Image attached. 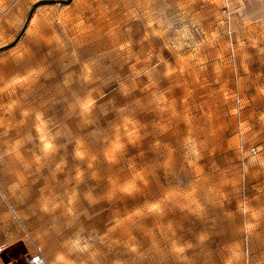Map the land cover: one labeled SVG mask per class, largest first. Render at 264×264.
<instances>
[{
  "label": "rangeland",
  "instance_id": "1",
  "mask_svg": "<svg viewBox=\"0 0 264 264\" xmlns=\"http://www.w3.org/2000/svg\"><path fill=\"white\" fill-rule=\"evenodd\" d=\"M5 216L0 264H264V0H0Z\"/></svg>",
  "mask_w": 264,
  "mask_h": 264
},
{
  "label": "crops",
  "instance_id": "2",
  "mask_svg": "<svg viewBox=\"0 0 264 264\" xmlns=\"http://www.w3.org/2000/svg\"><path fill=\"white\" fill-rule=\"evenodd\" d=\"M22 236L23 233L21 229L16 225L15 222L9 221L8 216H5L4 219L3 217L0 218V238L7 246L14 245L18 242V240H21ZM28 249L29 252H33L30 245L28 246ZM1 261H3L2 258H0V262Z\"/></svg>",
  "mask_w": 264,
  "mask_h": 264
},
{
  "label": "built area",
  "instance_id": "3",
  "mask_svg": "<svg viewBox=\"0 0 264 264\" xmlns=\"http://www.w3.org/2000/svg\"><path fill=\"white\" fill-rule=\"evenodd\" d=\"M5 244L2 242L0 238V254L5 251ZM21 264H50L48 259L43 255L40 250H36L33 252H29Z\"/></svg>",
  "mask_w": 264,
  "mask_h": 264
},
{
  "label": "snow or ice",
  "instance_id": "4",
  "mask_svg": "<svg viewBox=\"0 0 264 264\" xmlns=\"http://www.w3.org/2000/svg\"><path fill=\"white\" fill-rule=\"evenodd\" d=\"M89 107H90L89 104H85V105H84L85 110H87ZM46 148H51V145H46ZM127 190H129V189H126V191H127Z\"/></svg>",
  "mask_w": 264,
  "mask_h": 264
},
{
  "label": "bare ground",
  "instance_id": "5",
  "mask_svg": "<svg viewBox=\"0 0 264 264\" xmlns=\"http://www.w3.org/2000/svg\"><path fill=\"white\" fill-rule=\"evenodd\" d=\"M9 260V259H8Z\"/></svg>",
  "mask_w": 264,
  "mask_h": 264
}]
</instances>
